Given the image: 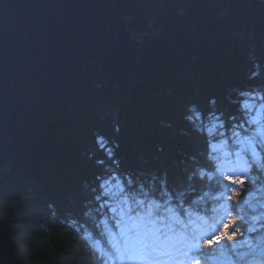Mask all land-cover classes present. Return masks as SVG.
<instances>
[{"label":"trees","instance_id":"trees-1","mask_svg":"<svg viewBox=\"0 0 264 264\" xmlns=\"http://www.w3.org/2000/svg\"><path fill=\"white\" fill-rule=\"evenodd\" d=\"M113 2L128 19L129 30L146 33L151 24L163 33L173 24L192 25L214 18L223 12V3L231 10L249 0ZM252 29V38L239 41L245 51L248 43L260 46L264 20ZM235 41L226 38L214 52L242 67L246 62H239L238 56L245 51L230 50ZM183 60V65L171 70L182 76L181 88L165 69L128 85L97 65L89 64L78 72L70 94L49 115L45 132L35 136L32 150L0 174V227L8 243L17 248L16 264H97L67 217L81 218L82 203L86 204L82 194H90L91 189L96 192L107 170L133 183L163 175L169 190L175 191L204 184L199 168H207L203 159L207 143L189 121L187 106L209 110L211 93L215 107H234L233 94L224 99L222 93L242 70L226 74L220 67L212 68L209 61L205 64L213 71L196 70L194 59Z\"/></svg>","mask_w":264,"mask_h":264},{"label":"water","instance_id":"water-1","mask_svg":"<svg viewBox=\"0 0 264 264\" xmlns=\"http://www.w3.org/2000/svg\"><path fill=\"white\" fill-rule=\"evenodd\" d=\"M263 10L264 0H249L134 45L113 0H0V173L32 150L88 64L132 82L186 51H212ZM0 264H15L1 229Z\"/></svg>","mask_w":264,"mask_h":264},{"label":"snow or ice","instance_id":"snow-or-ice-1","mask_svg":"<svg viewBox=\"0 0 264 264\" xmlns=\"http://www.w3.org/2000/svg\"><path fill=\"white\" fill-rule=\"evenodd\" d=\"M211 115L212 127L207 128L206 131L210 136H214L216 127H223L224 125L221 116L215 113ZM197 119H199V116ZM250 123H254V121H250ZM233 134L239 135L237 132ZM209 147L213 153H218L212 164L214 172L212 175L203 172L200 175L202 179L207 176L208 179H214L216 182L214 193L211 196L213 201L211 206L203 214L197 210L195 220L192 219V213L186 212L185 214L189 217L187 222L183 220L176 221L181 225L179 231L167 223L165 227L168 232H164L163 229L159 228L145 231L147 224L144 223L145 218L141 217L139 213L136 216L129 215V220L132 221L131 224L124 222L122 215L120 218L122 223L117 225L121 240L109 242L111 251L100 250L98 253H94V258L98 259V264H117V262L119 264H169V260H174L175 264H201V259L205 255L201 250L202 245L211 253L210 258H217L225 254V242L220 239L221 232L227 237L228 241H232L233 237L243 238L241 231L243 221L239 218V212L242 211L241 204L245 201H243V197L239 196L238 190L232 187L233 184L243 183L240 180L241 173L225 163L231 153L219 155L223 152L222 147L211 143ZM108 154L111 156L110 150ZM236 157L239 160V153H236ZM244 163L247 166V161ZM245 180L251 183V178L247 175H245ZM100 187L105 189L103 195L107 196L110 189H106L105 184H101ZM244 189L247 191V184H244ZM233 197L239 198L236 199L234 204L228 203ZM99 198L98 196L97 199ZM137 205L147 207L148 217L153 215L155 209L162 206L155 203L145 206L142 200L137 201ZM103 206L101 205V207ZM110 211L115 210L110 209ZM132 211L129 208V212ZM230 225L233 227L231 232H228L226 229ZM212 240H216L215 245L211 243ZM173 250L179 252L180 257H174L172 255ZM162 257H168L169 259H162ZM181 257L187 258V260Z\"/></svg>","mask_w":264,"mask_h":264},{"label":"rangeland","instance_id":"rangeland-1","mask_svg":"<svg viewBox=\"0 0 264 264\" xmlns=\"http://www.w3.org/2000/svg\"><path fill=\"white\" fill-rule=\"evenodd\" d=\"M114 3V2H113ZM239 6H242V5H239ZM239 6H237V7H239ZM222 7H223V12L222 13H220L219 15H217L216 17H220V16H222V15H224V14H226L228 11H230V9H229V5H228V3H223L222 4ZM234 8H236V7H234ZM233 8V9H234ZM232 10V9H231ZM123 16V15H122ZM123 17H125V16H123ZM125 19H126V22H127V18L125 17ZM264 20V10L260 13V14H258L255 18H253L248 24H246V25H259L260 24V22L261 21H263ZM126 25H127V23H126ZM177 25V24H176ZM247 26V29L246 30H242V29H239V30H237L236 32H233V33H231V34H229L226 38H229V37H231V36H235L234 38L236 39V41H235V44L237 45V46H233V47H231L230 48V50L233 52V53H238V52H240L241 50H244V49H242V47H238V42L241 40L242 42L244 41L242 38H239L240 36H242L243 34L242 33H244V32H247L248 30H249V27H251V26H249L248 27ZM244 29V28H243ZM129 33H130V35H131V38H132V40H133V43H134V45H136V44H140V43H142L144 40H143V38H147V39H152V38H155V37H157L158 35H160L161 33H162V28L161 27H155V26H152L151 24L148 26V31L146 32V33H139V32H134V31H131V30H129ZM226 38H224V39H226ZM259 38V37H258ZM135 41H137L138 43H136L135 44ZM221 43H222V41H219L218 42V44H217V46L215 47V49H213L212 51L211 50H209V51H207V52H202V51H197V50H194V51H186L187 53L186 54H184V56L182 55V56H178L175 60H177L179 63L177 64L176 63V65L175 64H173L171 61H169V62H167L166 63V65L165 66H163V67H161L160 69H157V70H155L152 74H150V75H148V76H151V75H153L155 72H157V71H160V70H164L165 69V71H167V76L169 77V75L170 76H172V78L171 79H174L175 80V82H176V84H177V86H179L180 88L183 86V79H182V76L181 75H179V74H175V72H172L174 69H176V67H179L180 65H183L184 64V60H183V58H192V59H194L195 60V63L193 64V65H196L195 67V69L197 70L198 68H206L207 70H212V68H215V69H217L218 67H220V68H222L224 71H225V73L226 74H229V73H231V72H234V69H237V64L236 63H234V65H233V63L232 64H229L230 63V59L228 58V60L226 59V57H224L223 55H221V54H217L216 52H214V51H217L218 50V47L221 45ZM263 46H262V49H264V44H262ZM249 46H252V45H249ZM254 47V49L252 50V48H250L249 47V50H244L245 51V53L243 54L244 56H238V61L239 62H244V61H242V60H245V62H246V64L247 65H252V66H254V63H253V56H255L256 57V55H255V52L260 48V46H258V47H256V46H253ZM241 49V50H240ZM255 51V52H254ZM249 54H251V56L249 57ZM202 55V56H201ZM240 55V54H239ZM202 57L204 58V59H202ZM208 61L212 64V68H210V66L208 67L205 63H208ZM188 62V61H187ZM226 63H228V64H226ZM90 64H93V65H96V64H94V63H90ZM190 64V63H189ZM215 64H217L218 66H216ZM89 65V64H88ZM98 66V65H97ZM173 67V68H172ZM103 69V68H102ZM172 70V71H171ZM213 71V70H212ZM170 72V73H169ZM244 74H245V72H244ZM243 74V75H244ZM115 80H117V81H119V82H121V83H124V85H128L129 83H132V82H137V81H141L143 78H145V77H148V76H144V77H138V78H136L135 80H133L132 82H122L121 80H119V79H117V78H115L112 74H110ZM166 76V77H167ZM167 77V78H168ZM77 79H78V77H77ZM166 81H167V79H166ZM171 81H173V80H171ZM75 86V85H74ZM73 88V87H72ZM211 88V90H214V91H218V88L217 87H215V86H212V87H210ZM181 95V94H180ZM65 98V97H64ZM59 104H57L55 107H57ZM54 107V108H55ZM53 108V109H54ZM53 111V110H52ZM46 130V129H45ZM45 132V131H44ZM41 133H43V132H41ZM27 155V154H26ZM25 155V156H26ZM25 156H22V157H19V158H24Z\"/></svg>","mask_w":264,"mask_h":264},{"label":"bare ground","instance_id":"bare-ground-1","mask_svg":"<svg viewBox=\"0 0 264 264\" xmlns=\"http://www.w3.org/2000/svg\"><path fill=\"white\" fill-rule=\"evenodd\" d=\"M232 29V28H231ZM225 39H222V42L224 41ZM260 44V43H259ZM225 50V47H223L222 48V50ZM209 50V49H208ZM256 55H259V56H261L259 53H256ZM167 62H169V61H167ZM173 64H175L176 65V63L178 64L179 62L177 61V60H172L171 61ZM166 65V64H165ZM229 83H228V81L226 82V85H228ZM226 85H222L223 87L224 86H226ZM210 87V86H209ZM209 90H211V88H209ZM214 91V90H213ZM70 94V93H69ZM68 94V95H69ZM67 95V96H68ZM209 101H208V105L209 106H212V103H213V100H215L214 98H213V96H212V94L211 93H209ZM62 102V101H61ZM60 102V103H61ZM191 103V102H190ZM231 114V113H230ZM234 115V114H233ZM38 135V134H37ZM36 135V136H37ZM30 152V151H29ZM28 152V153H29ZM27 153V154H28ZM16 159H20L19 157H17V158H15V159H13V160H16ZM9 170H11V168L9 167L8 168V170L7 169H3L2 170V172H7V171H9ZM1 172V173H2ZM0 173V174H1ZM162 178H164V176L162 175L161 177H158V181H159V183H157L158 185H163L165 182H163L162 181ZM90 194H91V196H90ZM90 194L89 193H84V194H82V199H85V202H86V204L83 202L82 203V209L83 210H86V207L88 206V204H89V206H90V203H95V202H97V203H100V202H102L103 200H104V196L103 195H101V194H99V193H97V192H95L93 189H91V191H90ZM87 195V196H86ZM100 197L99 199H97V197ZM96 214V213H95ZM55 216V215H54ZM59 216V215H58ZM83 217H84V214L82 213V216H81V218L80 219H78L79 220V224H81L82 223V221H83ZM69 220V217H67V221ZM66 221V220H65ZM66 221V222H67ZM65 222V223H66ZM62 223V222H61ZM63 224V223H62ZM77 228L80 230V231H83V232H85V229H82L80 226H77ZM0 229H1V227H0ZM93 231V228H90V229H87L86 230V232L84 233V235L85 234H90L91 232ZM1 232H2V230H1ZM2 234H3V232H2ZM83 235V236H84ZM3 236H4V234H3ZM83 236L81 237V239L83 238ZM4 238H5V236H4ZM6 239V238H5ZM83 240V239H82ZM6 241H7V239H6ZM8 242V241H7ZM9 244V243H8ZM10 246H11V244H9ZM12 247V246H11ZM12 249H13V256H14V250L15 249H17V248H14V247H12ZM14 262H15V260H14ZM16 264V263H15Z\"/></svg>","mask_w":264,"mask_h":264}]
</instances>
